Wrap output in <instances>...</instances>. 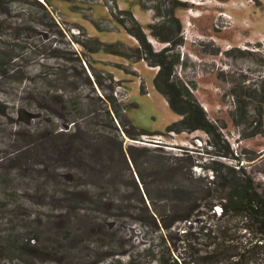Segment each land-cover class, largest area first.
<instances>
[{"label": "rangeland", "instance_id": "374dc122", "mask_svg": "<svg viewBox=\"0 0 264 264\" xmlns=\"http://www.w3.org/2000/svg\"><path fill=\"white\" fill-rule=\"evenodd\" d=\"M105 5L131 11L143 28L158 12L179 21L176 74L195 83V97L220 128L217 146L200 131L137 135L164 133L178 117L153 86L155 68L103 50L88 54L76 42L85 33L138 45ZM0 55V243L12 226L35 237L28 263L114 264L141 254L159 237L143 222L152 203L160 207L179 189L206 190L220 163L243 166L264 189V105L250 120L234 112L246 87L264 92V0H0ZM111 72L113 83L105 77ZM106 96L121 104L118 115ZM19 110L32 114L30 123H19ZM258 117L261 132L253 134ZM227 146L235 159L221 156ZM180 164L183 174L165 172ZM198 197L201 205L211 199ZM214 206L162 231L164 248L157 247L166 260L264 264V241ZM0 264L26 263L0 254Z\"/></svg>", "mask_w": 264, "mask_h": 264}, {"label": "trees", "instance_id": "16d2710c", "mask_svg": "<svg viewBox=\"0 0 264 264\" xmlns=\"http://www.w3.org/2000/svg\"><path fill=\"white\" fill-rule=\"evenodd\" d=\"M36 4L45 9V7L39 3ZM111 13V17L113 16L112 18L117 21V28H121L137 41L138 45H136V47H129L120 43L106 44L99 41L97 38L86 35L84 32V34H82V36H84L83 41L75 39L76 42L81 45L88 54L103 50L111 54L122 56L129 61H143L147 66L156 68L157 72L153 79V86L164 98L169 109L178 117L177 121L166 127L164 133L138 130L133 125L137 131V135L151 136L165 133L180 134L184 132L192 133L200 131L209 137L211 146H217L219 142L223 140L220 128L215 121L209 119L203 106L195 97V83H187L176 74V67L181 65L180 53L175 51L176 47L180 46L182 42L181 39L177 38V34L180 32L179 21L176 18L170 20L171 17L169 16L168 18L162 17L161 19V15L158 12L154 15V20L147 25V28H143L134 18L131 11L122 9L116 11L115 8H112ZM169 15L172 16V13ZM110 23L111 22H109V24L105 23L107 29L112 28ZM152 39L165 46L160 50H156L150 41ZM0 56L4 58V56ZM89 66L96 78L95 82L99 86H103L100 80V78L103 77L101 73L98 74L95 71L91 60L89 61ZM105 75V77L113 83V74L108 73ZM0 76L2 77V74ZM84 76L90 81L86 70L82 68V77ZM119 93L121 95L124 94L123 91H119ZM236 96L246 101V103H244L243 100H238L235 104L234 112L240 119L244 118L250 120L252 114L256 113L258 106L262 107L264 105V92L256 87L252 88L248 86L246 87L245 93H240ZM106 102L113 106L115 114L118 115L121 104L118 103L117 99L113 96H106ZM31 115L30 113H24L22 110H19L15 116L20 120L19 123L24 125L30 123V120L34 118ZM254 122L256 127L253 134H260L262 119L258 117ZM122 123L123 132L132 138L131 133L125 126L127 121L122 119ZM129 123L131 122L129 121ZM221 156L225 158L233 156V152L229 146L226 147L225 153H222ZM232 158L235 159V157ZM181 161H183L182 163L187 162L189 167L195 165L194 161L190 158L183 157ZM183 168L184 165L180 164L174 169L168 167L165 169V172L169 173L173 170V172L177 171L183 174ZM211 171L214 177L209 180V186L207 184L206 190L186 193L179 189L173 191V196L168 198L166 203L160 205V207L157 208L155 207L157 205L152 203V205H154L153 212L147 209V216L143 219V222L148 227L158 231L159 237H157L156 240L153 239L152 243L144 249L141 254L137 256H127L126 260L116 258L114 264H179L176 259H173V263H169L163 251L158 249L157 246H159L161 242L163 243L162 231L170 229L176 223L190 222L195 215L194 211L200 208V206L213 207L215 204H218L221 209L220 218L226 216L231 219L233 217L239 218L242 222V227L247 228L253 238L258 241H264V189L261 188L256 179L253 178L243 166L220 163L218 168L212 169ZM187 194L193 197L187 199ZM198 196L201 197L202 201L206 200V198L211 199L206 205H201V203L197 201L199 198ZM8 231L10 233L6 234L5 239L0 243V254L6 258H20L26 264H30L27 259L28 256H34L32 252L35 250V247L31 244V240L34 242L33 240L35 237L26 240V237L19 234L18 227L15 226L10 227ZM161 246L164 248V243Z\"/></svg>", "mask_w": 264, "mask_h": 264}, {"label": "built area", "instance_id": "2783aa9c", "mask_svg": "<svg viewBox=\"0 0 264 264\" xmlns=\"http://www.w3.org/2000/svg\"><path fill=\"white\" fill-rule=\"evenodd\" d=\"M103 1V0H102ZM108 2H111V0H107ZM106 6V5H105ZM106 8V10H107V12H108V14L111 16L112 15V13H111V10H110V8L108 7V6H106L105 7ZM117 90H118V92L119 91H122L121 89H122V87H120V86H117ZM214 209H215V212L218 214V215H220V213H221V209H220V206H215L214 207Z\"/></svg>", "mask_w": 264, "mask_h": 264}, {"label": "crops", "instance_id": "0c3cea01", "mask_svg": "<svg viewBox=\"0 0 264 264\" xmlns=\"http://www.w3.org/2000/svg\"><path fill=\"white\" fill-rule=\"evenodd\" d=\"M123 10V9H122ZM99 24H103V25H105V21H104V23H103V20H98L97 21ZM133 69H134V66H133ZM156 69V68H155ZM157 70V69H156ZM112 73V72H111ZM113 75H114V73H112ZM115 76V75H114Z\"/></svg>", "mask_w": 264, "mask_h": 264}, {"label": "bare ground", "instance_id": "6f19581e", "mask_svg": "<svg viewBox=\"0 0 264 264\" xmlns=\"http://www.w3.org/2000/svg\"><path fill=\"white\" fill-rule=\"evenodd\" d=\"M94 144H95V143H94ZM96 145H97V144H96ZM96 145H95V146H96ZM96 147H98V146H96ZM93 148H94V147H92V149H93ZM95 149H96V148H95Z\"/></svg>", "mask_w": 264, "mask_h": 264}]
</instances>
